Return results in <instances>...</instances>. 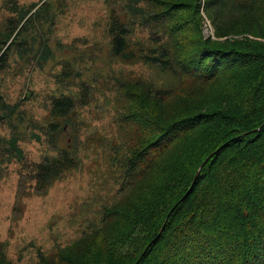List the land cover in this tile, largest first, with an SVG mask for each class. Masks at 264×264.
<instances>
[{"label":"trees","instance_id":"1","mask_svg":"<svg viewBox=\"0 0 264 264\" xmlns=\"http://www.w3.org/2000/svg\"><path fill=\"white\" fill-rule=\"evenodd\" d=\"M105 4L109 56L147 62L172 85L116 83L129 126L111 160L119 200L34 264H264V0ZM28 14L0 31V61ZM135 29L144 42L131 40ZM73 104L51 102L43 136L54 154L31 166L38 187L74 163L72 145H59L64 127L75 139ZM18 109L0 97V122ZM20 137L0 139V165L22 158ZM0 264H11L1 251Z\"/></svg>","mask_w":264,"mask_h":264},{"label":"rangeland","instance_id":"2","mask_svg":"<svg viewBox=\"0 0 264 264\" xmlns=\"http://www.w3.org/2000/svg\"><path fill=\"white\" fill-rule=\"evenodd\" d=\"M26 12L24 30L0 61V97L19 108L15 118L0 122V139L21 135L22 151L19 161L0 165V251L11 264H34L37 252L50 255L71 243L119 200L111 160L120 159L129 126L118 121L124 104L116 83L172 85L147 62L109 56L105 0H0V31ZM145 39L142 29L131 34L132 41ZM62 97L73 101L77 125L74 140L64 127L59 145H72L67 156L74 163L38 187L31 166L54 154L43 127L53 122L52 100Z\"/></svg>","mask_w":264,"mask_h":264},{"label":"built area","instance_id":"3","mask_svg":"<svg viewBox=\"0 0 264 264\" xmlns=\"http://www.w3.org/2000/svg\"><path fill=\"white\" fill-rule=\"evenodd\" d=\"M202 32H203L206 36L212 37V31H211L210 24H209L208 20H206L205 18H204V20H203V28H202ZM207 32H209V33H207Z\"/></svg>","mask_w":264,"mask_h":264},{"label":"water","instance_id":"4","mask_svg":"<svg viewBox=\"0 0 264 264\" xmlns=\"http://www.w3.org/2000/svg\"><path fill=\"white\" fill-rule=\"evenodd\" d=\"M202 164H203V163H202ZM202 164H201V165H202ZM199 168H200V167H199ZM199 168H198V169H199ZM198 169H197V171H196V173H195V176H196V174L198 173ZM195 176H194V178H195Z\"/></svg>","mask_w":264,"mask_h":264}]
</instances>
